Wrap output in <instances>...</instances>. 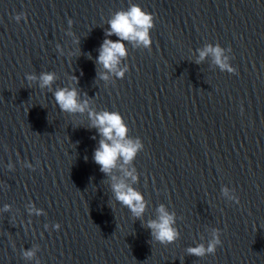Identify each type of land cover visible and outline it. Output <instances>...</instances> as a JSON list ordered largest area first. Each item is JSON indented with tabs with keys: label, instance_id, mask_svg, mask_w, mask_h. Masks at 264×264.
<instances>
[{
	"label": "water",
	"instance_id": "water-1",
	"mask_svg": "<svg viewBox=\"0 0 264 264\" xmlns=\"http://www.w3.org/2000/svg\"><path fill=\"white\" fill-rule=\"evenodd\" d=\"M132 4L153 14L152 44L124 41L121 78L97 57ZM208 45L236 71L197 63ZM41 72L51 89L27 81ZM60 87L83 113L59 109ZM104 110L144 145L109 174L88 115ZM121 181L142 193L141 217L116 200ZM160 205L179 232L167 245L146 227ZM216 229L214 254H188ZM0 264H264V0H0Z\"/></svg>",
	"mask_w": 264,
	"mask_h": 264
},
{
	"label": "clouds",
	"instance_id": "clouds-1",
	"mask_svg": "<svg viewBox=\"0 0 264 264\" xmlns=\"http://www.w3.org/2000/svg\"><path fill=\"white\" fill-rule=\"evenodd\" d=\"M25 15L23 12L17 13L14 19L19 22ZM108 24L106 38L100 46L97 63L102 64L108 72L115 73L117 77L123 78L125 69L118 70V65L121 58L127 56L124 41L134 42L149 48L152 44L150 30L154 27V17L151 12L145 11L139 4H132L126 10L122 9L115 12ZM112 35H116L119 39L112 40L107 38ZM222 53L223 49L219 45H208L200 50L197 63L211 54L213 62L219 65L222 70L235 72L236 69L226 62L227 58L223 57ZM99 75L101 79H108L105 73H99ZM55 78L54 72H41L38 77L33 73L26 75V79L29 82L38 79L41 89H51ZM77 96L78 93L75 88L60 87L54 91L55 103L65 113H83L88 107L87 100L80 102ZM88 115L91 120L90 127H95L102 136L99 141V147L94 151V161L100 165V170L105 174H109L116 167L118 160H122L124 164L132 162L137 153L143 149L144 145L140 137L135 139L127 137L128 127L120 112L109 110L101 112L89 111ZM126 175H132V172H127ZM112 191L115 193L116 200L126 206L133 216L137 218L142 216L146 205L141 192L122 181L113 183ZM236 199L237 201L239 200L238 197ZM7 207L5 205V208ZM157 212L158 217L149 220L146 227L151 229L154 241L164 245L173 243L179 236L177 228L173 226L175 224V213L168 212L164 205H160ZM59 228L60 225L57 223L56 229ZM220 231V229L214 230L213 238L208 242L207 246L198 244L194 247H188V254L197 257L214 254L217 246L222 243ZM34 255L35 252L32 249H27L23 252V256L26 259H32Z\"/></svg>",
	"mask_w": 264,
	"mask_h": 264
}]
</instances>
